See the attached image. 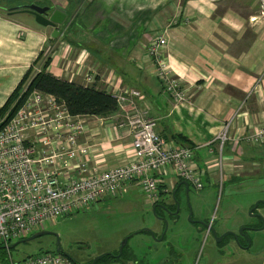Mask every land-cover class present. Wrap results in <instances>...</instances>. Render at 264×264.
Instances as JSON below:
<instances>
[{
  "label": "crops",
  "instance_id": "obj_1",
  "mask_svg": "<svg viewBox=\"0 0 264 264\" xmlns=\"http://www.w3.org/2000/svg\"><path fill=\"white\" fill-rule=\"evenodd\" d=\"M32 4L65 15L56 27L59 37L47 69L53 76L82 86L89 84L87 76H95V88L108 93L110 83L139 91L145 100H137V106L155 121L156 133L167 140L185 137L207 183L217 182V137L227 125L235 140L225 144V157L233 156L237 169L264 170V146L246 139L255 127H264V21L253 20L260 13L258 0H79L75 21L76 15H66L67 0H0V109L25 74L39 69L34 62L53 39L54 28L16 11ZM164 33L169 46L163 57L182 79L188 98L182 104L163 92L146 53L149 42ZM82 119L85 131L78 142L91 147V166L110 168L131 156L132 136L120 111ZM207 169L216 170L207 174ZM166 182L175 186L177 179L170 174ZM128 186L122 196L139 187ZM153 204L149 201L150 209ZM195 223L203 233L202 224ZM227 230L236 231L222 226L217 235ZM159 231L162 227L155 230L157 237ZM254 234L253 245L264 230ZM180 260L173 254L164 264Z\"/></svg>",
  "mask_w": 264,
  "mask_h": 264
},
{
  "label": "built area",
  "instance_id": "obj_2",
  "mask_svg": "<svg viewBox=\"0 0 264 264\" xmlns=\"http://www.w3.org/2000/svg\"><path fill=\"white\" fill-rule=\"evenodd\" d=\"M258 1L260 14L253 20L264 21V0ZM168 46L167 35L160 34L149 42L146 53L163 92L176 104H182L188 99L182 79L174 75L163 57ZM86 80L89 84L85 86H92L95 76H87ZM109 90L132 136V154L119 165L91 166V147L78 142L85 131V121L82 116L71 115L52 95L33 91L16 116L0 129V246L8 250V264H72L64 255L53 252L16 261L9 247L99 200L122 196L131 183H136L152 203L159 200L161 187H166V194L172 191L174 184L166 182L170 174L177 182L203 190L204 171L195 160L194 147L156 133L155 121L137 106V100H145L139 91L122 89L116 83H110ZM228 128L225 126L217 137L216 166L221 183L226 182L225 172L234 169L231 162L236 161L224 155L225 144L235 140L229 136ZM246 139L252 146H264V127H255ZM214 170L207 169V174Z\"/></svg>",
  "mask_w": 264,
  "mask_h": 264
},
{
  "label": "rangeland",
  "instance_id": "obj_3",
  "mask_svg": "<svg viewBox=\"0 0 264 264\" xmlns=\"http://www.w3.org/2000/svg\"><path fill=\"white\" fill-rule=\"evenodd\" d=\"M261 175L264 176L263 169L259 172L234 168L225 172L223 181L226 180V183L219 182V176H216L215 185L203 178L205 186L201 191L189 184L188 202L181 194V205L175 211L177 221L167 211L158 210L159 215L154 213L148 206L146 194L140 187H134L123 196L106 197L70 218L50 223L45 230L57 234L63 251L82 264H89L99 255L118 252L124 238L130 235L132 237L127 243L129 251L139 262L146 264H164L165 259L173 254L180 255V264H264V236H259V243L249 250H242L240 246L231 249L225 245L218 246L220 243L205 227L211 226L220 234L222 226L238 230L243 223L255 224L248 209L258 203L264 205V177H256ZM261 212L264 215V209ZM163 213L165 217L160 216ZM159 217L167 220L168 226L161 241L149 232L155 235V230L162 227L158 238L163 235L166 225ZM195 222L203 225V233H199ZM250 235L254 239L255 234ZM46 250H54L52 236L19 244L10 252L14 260L20 261ZM2 253L8 255V250L4 249Z\"/></svg>",
  "mask_w": 264,
  "mask_h": 264
},
{
  "label": "trees",
  "instance_id": "obj_4",
  "mask_svg": "<svg viewBox=\"0 0 264 264\" xmlns=\"http://www.w3.org/2000/svg\"><path fill=\"white\" fill-rule=\"evenodd\" d=\"M78 1L79 0H67L69 8L66 11V15L68 19L76 15L73 21L80 16L77 13V7L75 8V3ZM72 25L73 22L70 26ZM57 39H51L52 48L48 50L46 47L40 52L34 62L33 67L36 65L40 66L39 71L34 73L33 68H31L0 109V120L4 119L2 121L3 124L0 122V129L9 123L10 119L18 113L33 91L54 96L58 103L64 104L68 112L73 116H96L103 118L111 116L119 111L116 98L107 91L96 89L94 85L82 86L74 82L60 79L47 71L51 64V55L55 50ZM173 138L183 146L192 147L183 136L178 135ZM163 188L166 187L163 186L160 188V197L166 195V193L163 192ZM156 213L158 214V210H156ZM221 245V243L218 244V246ZM2 250H4V248L0 246V264H8L7 254L2 253ZM45 252L56 253L55 249L52 251L46 250ZM112 254L117 255L118 252ZM112 254H105L95 264H128L129 262L133 264H146L144 261L139 262L134 254L129 251L127 245L120 257L115 258ZM72 261V264H82L74 259ZM92 261L93 260L89 261V264L92 263Z\"/></svg>",
  "mask_w": 264,
  "mask_h": 264
},
{
  "label": "water",
  "instance_id": "obj_5",
  "mask_svg": "<svg viewBox=\"0 0 264 264\" xmlns=\"http://www.w3.org/2000/svg\"><path fill=\"white\" fill-rule=\"evenodd\" d=\"M16 11H24V12H27V13H30L31 15H33L35 17V21L37 22V24H39L40 26H43V27H51V28H54V32L52 33V38L53 39H57L59 37V33L58 31L56 30V27L59 26V25H62L64 20H65V15L60 12V11H52V9L50 7H47V6H39V5H35V4H32V5H26V6H21L19 8L16 9ZM181 185L185 186L186 188H188V183L187 182H181L178 186L180 187ZM173 198H175V193H173ZM258 205V204H257ZM256 205V206H257ZM165 208V211H167L168 213H170L169 209H167L166 207ZM154 213H155V209H154ZM174 216L177 215V212L175 214H173ZM160 220H162L164 223H165V230L163 232V235L158 238L156 237L151 231H149L152 236L154 238L157 239V241H161L163 240L164 236H165V233L168 229V226H167V220H165L164 218H161L159 217ZM190 219H191V216H190ZM199 224H201L199 222ZM205 227L207 228V230L209 231V233H211V235L217 239V243H221L222 242V239L225 235H232V236H235V234L233 232H228V233H225L224 235H221L220 237H218L217 235V232L211 227V226H208V225H205ZM263 229H264V226H263ZM243 230V229H242ZM240 230L239 233H243V231ZM43 236H52V237H55L56 238V253H59V254H62L64 255L65 257H67L71 262H73L71 256H69L67 253H65L63 251V249L61 248V242H60V239H59V236L53 232H50V231H40V232H37V233H34L33 235H31L30 237L26 238V239H23V240H20V241H17L16 243H14L13 245H11L9 247L10 250L14 249L16 246H18L19 244H23V243H28V242H31L35 239H38L40 237H43ZM132 237V235L124 238L120 248H119V251H118V254L117 255H114L112 254L113 257L117 258V257H120L123 253V250L125 248V246L127 245L129 239ZM103 255H99L97 257H95L92 261V263L90 264H95L98 260H100L103 256Z\"/></svg>",
  "mask_w": 264,
  "mask_h": 264
},
{
  "label": "flooded vegetation",
  "instance_id": "obj_6",
  "mask_svg": "<svg viewBox=\"0 0 264 264\" xmlns=\"http://www.w3.org/2000/svg\"><path fill=\"white\" fill-rule=\"evenodd\" d=\"M181 182H177L175 184V186L173 187L172 191L168 192V195H166L163 198H160V200H158L157 202H155L152 206V209H155V213L156 210H161V211H165L166 207L167 209H169L170 213H168L170 216H174L173 214H175L176 209L181 205V194L184 195L186 201L188 202V197H189V193H190V188L188 185V188H186L185 186L181 185L180 187L177 188V186L180 184ZM173 193H175V198H173ZM264 209V205L261 206V203H258V205H251L249 207V214H250V219H253L256 221L255 224H250V223H246L244 225H241L239 227L238 230L236 231H230L227 230L225 232H223L221 235H224L225 233L228 232H233L235 234V236L232 235H225L222 239L221 244L225 245L224 247L227 248V246H229L231 249H235V246H240L239 248H241L242 250H249L251 246H253V238L251 237L250 233H255L256 231L259 230H264L263 226H264V215L261 211H263ZM159 215V214H158ZM165 214H161V217H165ZM177 215H175L174 217H176ZM203 227V225H202ZM242 230L243 233H239V230ZM54 238V249L56 250V238ZM250 242H251V246H250Z\"/></svg>",
  "mask_w": 264,
  "mask_h": 264
}]
</instances>
